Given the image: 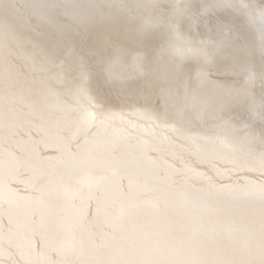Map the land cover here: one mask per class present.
Returning a JSON list of instances; mask_svg holds the SVG:
<instances>
[{
	"label": "snow or ice",
	"instance_id": "snow-or-ice-1",
	"mask_svg": "<svg viewBox=\"0 0 264 264\" xmlns=\"http://www.w3.org/2000/svg\"><path fill=\"white\" fill-rule=\"evenodd\" d=\"M261 21L264 0L0 11V264H264V123L228 102L264 95Z\"/></svg>",
	"mask_w": 264,
	"mask_h": 264
},
{
	"label": "bare ground",
	"instance_id": "bare-ground-1",
	"mask_svg": "<svg viewBox=\"0 0 264 264\" xmlns=\"http://www.w3.org/2000/svg\"><path fill=\"white\" fill-rule=\"evenodd\" d=\"M14 2L15 0H0V11L5 10L10 4ZM195 2L200 6V11L202 14L209 15L216 11L218 6L224 3L225 0H195ZM236 2L243 3L245 0H236ZM255 2L259 3V0H255ZM152 23V19L145 17L141 21V27L147 29ZM258 27L259 22L257 23V28ZM257 34L259 33L257 32ZM208 54L210 56L218 55V47L210 46L208 49ZM134 63L135 58L133 59L131 66H134ZM127 70L129 69H126L119 62L114 63L110 69L114 75H119ZM188 102L192 111L196 114H199L205 106H211L216 103L215 89L211 81L197 79L195 81L194 93L189 97ZM228 102L234 105L243 106L247 115L253 122L264 123V95H249L246 91H242L230 97Z\"/></svg>",
	"mask_w": 264,
	"mask_h": 264
},
{
	"label": "clouds",
	"instance_id": "clouds-1",
	"mask_svg": "<svg viewBox=\"0 0 264 264\" xmlns=\"http://www.w3.org/2000/svg\"><path fill=\"white\" fill-rule=\"evenodd\" d=\"M81 2H87V0H81ZM261 24H264V21H261ZM162 27H163V23L161 21L153 20V23L147 29L156 30V29H161Z\"/></svg>",
	"mask_w": 264,
	"mask_h": 264
}]
</instances>
